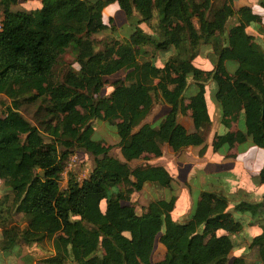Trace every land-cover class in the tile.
<instances>
[{
	"label": "trees",
	"instance_id": "obj_1",
	"mask_svg": "<svg viewBox=\"0 0 264 264\" xmlns=\"http://www.w3.org/2000/svg\"><path fill=\"white\" fill-rule=\"evenodd\" d=\"M17 2H0V180L5 186L0 196V255L5 257L0 260L248 264L243 258L231 260V235L241 234L244 226L229 209L257 218L264 213L262 202H236L201 191L193 215L177 222L175 197L151 201L141 212L133 198L147 184L172 190L173 175L149 163L163 157L166 148L180 154L201 147L199 154L206 153L200 129L211 121L205 97L210 80L217 84L222 122L229 127L226 134L215 135L214 151L226 148L225 157L235 159L248 141L264 149V52L248 30L259 26L264 43V0L255 2L262 13L250 6L237 9L235 0H226L216 10L213 0H41L33 13L12 10ZM116 2L128 19L137 12L142 22L150 23L157 15L158 34L136 30L96 52L90 37L110 28L103 11ZM235 17L237 22L228 29ZM186 43L193 54L211 46L218 56L213 69H200L184 59L181 49ZM72 45L78 50V70L68 69L59 79L56 68ZM149 47L155 52L174 47L178 53L159 67L140 60ZM227 60L238 64L233 73L227 70ZM188 76L199 88L185 109L194 131L178 121ZM159 98L169 112L157 128L142 124ZM24 106L37 107L39 127L22 114ZM242 117L245 132L239 128ZM95 122L114 127L117 142L94 138ZM114 149L122 159L111 155ZM76 153L93 159L90 176L80 182L77 168L63 189L62 174ZM137 161L146 164L134 165ZM259 179L264 185V166ZM261 230L249 250L257 251L264 264L263 225ZM45 242L52 244L50 255L41 258L27 251ZM158 243L165 253L153 262Z\"/></svg>",
	"mask_w": 264,
	"mask_h": 264
},
{
	"label": "rangeland",
	"instance_id": "obj_2",
	"mask_svg": "<svg viewBox=\"0 0 264 264\" xmlns=\"http://www.w3.org/2000/svg\"><path fill=\"white\" fill-rule=\"evenodd\" d=\"M225 1L226 0H213L214 9L216 10L222 7ZM246 4L253 5V0L248 1ZM40 7L41 0H18L17 4L12 6V10L33 13L39 10ZM257 9L259 8L256 6V11ZM103 17L104 23L109 25L110 28L90 37V39L94 41L96 52L103 51L105 44L114 39L126 40L136 30L151 32L154 36L158 34L159 20L157 15L154 16V19L150 23L142 22L141 16L137 12L134 17L128 19L117 2L105 8ZM236 22V17L230 20L228 29ZM248 30L257 36L259 49L264 52V43L261 40L260 27L251 25ZM205 49L204 51H196L195 54H193V52L190 51L189 44L186 43L181 49V51L184 52L182 57L184 59H190L193 64L200 69L211 70L218 62V56L214 53L211 46H207ZM146 51L148 53L143 54L140 60L150 61L159 67H163L171 57L178 53V50L174 47L159 52H155L153 48L149 47L146 48ZM77 52L76 45H72L67 50L62 61L56 68L55 73L57 78L62 79L68 69L78 70L76 63ZM237 66L238 64L235 61H226V67L230 73H233ZM123 75H125V73H123ZM114 80L115 78L111 81ZM205 85V97L211 115V121L202 126L200 134L204 137V145L208 146L206 153L202 156L199 154L201 147L186 149L183 154H173L166 148L163 157L149 162L155 166L165 167L171 172L174 176L173 188L172 190L160 189L155 185L147 184L143 192L135 194L133 198V202L139 212L151 201L160 199L170 200L175 197L176 207L173 217L177 222H185L193 215L201 191L217 192L226 197H230L231 200L236 202L246 199L254 203L262 202L264 205V185L260 183L259 179L261 169L264 165V149L248 141L241 145L237 153L238 157L235 159H227L225 157L226 148L218 152L214 151L212 142L215 135L226 134L229 127L222 122V108L216 99V82L210 80L206 82ZM198 89L197 82L192 76H188V87L180 101L178 121L189 131H194L195 129L192 118L185 109L190 98L198 92ZM36 111V106H24L21 109L22 114L31 121L34 126L39 127L34 118ZM168 111L169 106L159 98L156 100L152 112L146 117L142 124H149L157 128ZM94 127L97 133L94 138L104 139L110 144H115L117 142V134L114 127L108 126L103 122H95ZM138 128L139 127H137L136 130H138ZM239 128L245 132L246 126L244 117L239 121ZM43 134L46 137L48 136L45 132H43ZM111 155L122 159L120 151L117 149H114ZM69 163H71V168L69 169V166H66L67 172H65L64 177H62L61 187L63 189L67 186L69 173L77 170V168H80L77 177L87 179L90 176L93 159L84 153H76L71 156L68 161V164ZM133 164L138 165L146 163L144 161H137ZM243 185L248 189L245 188V186L242 187ZM4 191L5 186L0 182V196L3 195ZM229 211L232 213L233 218L241 222L244 226V230L241 234L231 235V239L235 246L234 252L231 255V260L238 257L245 259L248 264H260L258 252L249 250V245L251 239L262 231L261 226H264V213L256 218L250 213L236 212L231 208ZM27 251L36 257L44 258L53 252V248L50 242H45L41 245L34 243L27 248ZM164 253L165 248L158 243L153 254V262L161 260ZM4 257V254L0 255V258ZM12 258L13 257L7 258V262L6 260L4 262L2 259L0 260V264H21L16 258H14V263H12Z\"/></svg>",
	"mask_w": 264,
	"mask_h": 264
},
{
	"label": "crops",
	"instance_id": "obj_3",
	"mask_svg": "<svg viewBox=\"0 0 264 264\" xmlns=\"http://www.w3.org/2000/svg\"><path fill=\"white\" fill-rule=\"evenodd\" d=\"M248 1H250V0H239V1H236L235 0V7L238 9V8H240L241 6H250V7H253L255 10H256V4H255V2H256V0H253V5L251 4V5H249V4H246ZM258 8H259V6H257ZM256 12H260V13H262V11H260V9H257V11ZM212 70V69H211ZM206 71H210V70H206ZM169 112V111H168ZM189 149H191V148H189ZM194 149V148H193ZM186 151V150H185ZM184 151V152H185ZM184 152H182V154L184 153ZM200 153V152H199ZM181 154V153H180ZM238 157V156H237ZM236 157V158H237ZM264 166V165H263ZM168 170V169H167ZM169 171V170H168ZM170 172V171H169ZM171 173V172H170ZM174 177V176H173ZM0 182H2L1 180H0ZM245 185H243L242 187H244ZM245 188H247L246 186H245ZM244 189V188H243ZM248 189V188H247ZM245 190V189H244ZM249 191H251V190H249ZM188 221V220H187ZM187 221H185V222H187ZM0 237H1V230H0ZM13 260V259H12ZM8 260L6 259V262H7Z\"/></svg>",
	"mask_w": 264,
	"mask_h": 264
},
{
	"label": "built area",
	"instance_id": "obj_4",
	"mask_svg": "<svg viewBox=\"0 0 264 264\" xmlns=\"http://www.w3.org/2000/svg\"><path fill=\"white\" fill-rule=\"evenodd\" d=\"M0 2H1V0H0ZM2 30H3V23H2V19H1V17H0V33L2 32ZM67 166H69V169H70V168H71V163H69ZM66 169H67V168H66ZM66 169H65L64 173L62 174L63 177H64L65 172H67ZM78 180L81 182V181H83L84 179H81L80 177H78Z\"/></svg>",
	"mask_w": 264,
	"mask_h": 264
}]
</instances>
